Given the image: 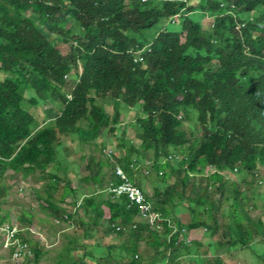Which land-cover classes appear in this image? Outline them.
Masks as SVG:
<instances>
[{"label":"trees","instance_id":"16d2710c","mask_svg":"<svg viewBox=\"0 0 264 264\" xmlns=\"http://www.w3.org/2000/svg\"><path fill=\"white\" fill-rule=\"evenodd\" d=\"M228 1L237 11L264 13V0ZM208 14L226 10L220 0H0L2 174H50L49 188L60 190L63 169L69 168L65 157L78 150L103 193L102 200L89 197L77 217L66 212L70 224L82 214L89 218L67 248L68 256L76 254L71 264H166L194 248L176 247L178 236L168 243L167 225L162 232L145 223L134 229L136 205L129 209L126 196L104 195L112 183L122 184L115 174L119 165L155 212L190 215L189 231L230 237L235 250L264 241V217H253L264 209V56L252 50V38L264 37V30L247 36L245 45L233 16L206 29L198 17ZM180 15L181 32L158 33ZM143 41L155 44L153 53L145 64L135 63L127 51ZM42 104L53 108L39 122L35 113ZM138 107L145 117L124 128L125 138L115 147L125 146L127 154L111 159L122 113ZM134 131L135 139L126 141ZM150 160L154 172L147 173ZM8 193L0 190V242L7 235L1 226L13 230L11 211L1 208ZM39 201L47 209L58 207L42 196ZM19 222L30 225L25 218ZM176 224L184 228L178 219ZM100 232L123 241L93 245L87 260L83 244ZM28 233L23 227L14 235L12 253L28 245L18 259L40 264L43 246L33 245Z\"/></svg>","mask_w":264,"mask_h":264},{"label":"crops","instance_id":"0c3cea01","mask_svg":"<svg viewBox=\"0 0 264 264\" xmlns=\"http://www.w3.org/2000/svg\"><path fill=\"white\" fill-rule=\"evenodd\" d=\"M70 158L71 159H69V161L73 164L67 161L69 167L72 168L68 173L69 181L74 183L73 180L80 177V179L83 178V183L87 185L85 186L86 191H84L85 187L82 191L76 190L73 186L70 188L69 191H72V193H78L77 198H75V196H73L70 192L64 194V189L61 188L60 190L55 191L53 188L50 189V180L46 176L43 177L38 171L30 173L27 177L22 176L23 178H20L23 186L27 187V192H30L34 198V202L30 198L29 203L32 202L33 204L31 205H33V207L35 204L36 210H26L25 208H21L22 210H20V214H17L18 217H14L10 214L9 220H15L20 223V219L25 218L27 222H30V225L23 227L28 230H36L43 233V238H39V236H31L29 233L27 234V237L32 240L33 245L37 243L43 246L44 254L40 264H71L72 261H74V258L77 259L76 254H73L71 257L67 255V248L70 245L68 241L71 238L73 239L75 233H79L82 227L81 222L84 224L89 223V218L86 214H82L83 217L75 220L73 224H70V222L67 221L68 219L63 214L64 211H67L68 214L72 213L73 216L72 208L75 207L79 201L83 204V201L87 197L94 195L96 191V185H93L89 182V180L87 181V177L82 175V164L77 161L75 154ZM13 175L14 172L10 171V173L8 172L5 177L13 178ZM17 176L20 177V175ZM33 177L36 179L37 183L31 188L29 183L32 182ZM40 196L56 204L58 206L57 209H45L44 205H40ZM99 199L102 200L100 196ZM39 205L43 208V210L39 208ZM10 210L13 213L14 210L12 208H10ZM70 210L71 212H69ZM24 211L29 215L25 216V214H23ZM106 214H108V209ZM181 219L185 224H189L192 221L189 215H181ZM101 229L102 228H100V230ZM220 237L221 235L205 233L204 231L200 233L191 232L189 241L190 244L187 246L190 245L194 248L190 253H181L179 259H177V264H264V241H262V239L252 242L251 245L247 247L241 246L239 249L235 250L233 248L234 245L230 244L232 242L230 237L226 238V241L221 240ZM61 241L63 242L62 245ZM111 241H115L113 236L105 238L101 232L95 235V237H90L89 241H85L83 244L88 247L89 253L86 254L87 260H91L92 258L91 247L93 245L96 246L98 243L102 247L115 245ZM11 253L12 252H7L9 257L12 256L13 253ZM7 261V258L4 261H1L0 258V264H6ZM22 264H33V261H25ZM88 264H91V262L88 261Z\"/></svg>","mask_w":264,"mask_h":264},{"label":"clouds","instance_id":"9594fccd","mask_svg":"<svg viewBox=\"0 0 264 264\" xmlns=\"http://www.w3.org/2000/svg\"><path fill=\"white\" fill-rule=\"evenodd\" d=\"M145 1H149V0H145ZM220 2H221V5L223 6V8H225L226 14L219 15V16H216V15L213 16V15L208 14L209 16L205 17V20H204V18L202 19L201 16L198 17L199 20L202 21V23L205 24V28L206 29H213L215 27V23L217 22L218 18H225L227 16H233L238 21V27H237L238 37H240V39L244 42L245 45H248L247 44V39H246L247 36H249L253 32H254V35H257L258 34V30H260V29L264 30V13L262 11H260L259 13H256V14L247 11L248 9L247 10H243V11H237V9H238L237 7L238 6L236 4H232L228 0H220ZM196 14H200L201 15L203 13L200 12V11H196ZM194 15H195V13H194ZM184 20H185V17L183 15L177 16L171 22H169V23L167 22L164 26L160 27V31L158 30V33L161 34L163 32V29H165V28L169 29V31H172V32H181L182 26L184 24ZM181 40H182V42H185V34L181 35ZM252 43H253V49L252 50L254 52V55L256 57L264 56V37H253L252 38ZM154 45L155 44L152 41L151 42L143 41V43H141V44L139 43L136 46L132 45L129 48V50L127 51V53H128L129 56L131 55L132 60L135 63L145 64L146 61L149 59V57L153 53V50H154V47H155ZM138 109L139 110L135 109V111H132L130 113H122V115L127 114V115H129V118H130V117H135L136 114L137 115L139 114V116L141 118L145 117L144 113H142V111H141L143 108L138 107ZM122 115H121L122 122H121L120 126L125 124L123 122ZM120 126L118 127L119 128L118 129V138L115 139V144L116 145L113 147L114 150L112 149L109 152V154H110L109 157L111 159H114L115 156L122 158V157H124L125 154H127L126 150H124V149H126L125 146L123 147V149H120L119 151L115 150V147L120 146L122 144V140L125 138V131H123V129ZM123 128H129V127L123 126ZM77 153L82 158L81 152H79L78 150L74 152V154H76V155H77ZM69 159H71V158L68 157V156L65 157V161L66 162L67 161L70 162ZM79 163H81V164L84 163V165H86V170L89 173V176L87 177V181L89 180V182H91L94 185V183L92 181V172L89 171V169L87 167V164L84 161H82V159H80ZM71 164H73V163H71ZM71 169H72L71 167H69V168L64 167V169H63L64 170V174H62V181H63L62 183H64V184L61 186V189H64V194H67L69 192L70 188H72V186H73V183L69 181V177H68V173H69V171ZM152 171H153V169H152ZM54 172L58 173V170H54ZM0 173L2 174L1 170H0ZM104 173H106V170L104 171ZM147 173H150V169L148 170ZM20 174H23V177H27L23 172L14 173L13 176L15 177V176L20 175ZM115 174H116L117 178H122L123 179L122 184L121 185H117V184L115 185V183H112V185L107 189V192H104V195L106 193L110 194L111 196H113L114 199H118L120 197L126 196L128 198V200H129V209L136 205V207L139 209L138 210L139 215H138V219L136 221V224L134 225V229L138 228V224L139 223H145L149 227H151L154 231L162 232L163 228H165V225H167V227L171 230V233L168 236V243L173 242L174 237L178 236V238L175 241V242H177L176 243V247H179L181 245L187 246L188 244H190L189 241H190V233H191V231L188 230V226L191 224V222L189 224L183 223V221L181 219V215L178 216V217L173 215V216H169L168 218H166V217L162 216L160 213L155 212L153 204L148 200V198L138 188V186H136L134 184L133 179L128 176L127 172L124 170V168L122 166H120V165L118 166V168L115 170ZM49 176H50V174L46 175L47 178ZM2 177L6 178L5 177V173L2 174ZM128 184L132 185V187L135 188V190L138 192V194L141 195L144 198L143 205H146V206L150 207V212H149L147 217L144 216V213H143V210H142L141 206L135 201V199L132 197L130 192L125 193V194H120L119 192H117V190H120V188L122 186L128 185ZM97 189L98 188L96 186V191H95L94 195H91V196L99 197L100 194H103V193L98 194ZM73 194L75 195V198L78 197V193L75 192ZM91 196H89V197H91ZM89 197H87L83 201V204H81L80 201L77 203V205H79L78 206L79 209H77L76 211L73 210L76 207L72 208L74 217H77V212H79V210L82 209L85 201L87 199H89ZM40 205H43V204H40ZM45 207L46 206L44 205V208ZM45 209H47V207ZM48 209H50V207ZM66 212L67 211H64L63 214L68 219V220L67 219L66 220L68 222H70L71 219H69V218L71 216H69V215L67 216ZM69 212H71V210ZM182 215H188V214L184 213ZM176 219H178L181 222V224L184 226V228H182V229L179 228V226L176 224ZM8 223H10L12 228H14V229L16 228L18 231H20L23 228V226H21V224L18 223L17 221H15V220L14 221L9 220ZM115 227H116L117 232H121L122 231V227H120L118 225L114 226V228ZM157 228H160V229L157 230ZM26 230H27V232H30L29 235H31V236H35V237L39 236V238H43V235H42L43 233H41L39 231L28 230V229H26ZM205 232L209 233V231L207 229H205ZM39 240H41V239H39ZM3 242H4L5 247H6L7 246V235L5 236V239L3 240ZM14 246H16V245H13V246L10 247V251L11 252H12V248ZM187 247H191V246L189 245ZM7 250H9V249H7ZM166 264H177V260L173 261V262L171 260H168ZM217 264H220V263H217Z\"/></svg>","mask_w":264,"mask_h":264},{"label":"rangeland","instance_id":"374dc122","mask_svg":"<svg viewBox=\"0 0 264 264\" xmlns=\"http://www.w3.org/2000/svg\"><path fill=\"white\" fill-rule=\"evenodd\" d=\"M151 32L154 34L156 32V28H154ZM71 84H72V82H71V80H69L68 83H67V86L69 87ZM55 107L57 109H60V108H62V104L60 102H57L55 104ZM50 108H53V106L51 104H42L39 107V109L35 113L38 116V118L40 119L39 122L43 120V118L45 117L46 111L48 109H50ZM122 108L126 109L127 107L123 106ZM136 110H139V109L136 108ZM122 117H123V122L125 124L120 126V127L123 129V131H124L123 126L129 127L130 129L134 128V124L138 121L139 118H141L139 116V114L138 115L136 114L135 117H130V118H129V115L124 114V115H122ZM194 131H196V134H197L196 136L199 137L201 133H199L195 129H194ZM135 134H136L135 131L132 132V134L130 136L131 138H126V141H133L135 139ZM126 146L131 147V145H128V144ZM88 152H90V151H88ZM75 157H76V159H78L77 161L80 162L81 157H80V155L78 153H77V155L75 154ZM153 164H154V161H152V160L145 162L144 171L150 169L151 172H154V171H152ZM85 168H86V165H84V163H82V175L84 177H88L89 173L86 171ZM22 176H23V174H20V177L19 176H15V177L13 176V178L12 177H8V178L3 179L2 174L0 173V180H1L0 190L1 189H8V192H9L8 196H7V199H6V201L4 203H2L1 208L3 209V211H11L10 208H12L14 211H13V213L11 212V214L14 217H18V215L20 214V210H22L21 208H23V209L25 208L26 210H36L35 204H34V207H33V205H31L33 203L32 202L29 203V199L31 198L33 200V202H34V198L30 194V192H27V190H28L27 187L23 186L22 180L20 179V178H23ZM82 179H80V177L79 178L77 177V178H75L73 180L74 181L73 187H75L76 190H81L82 191V189L85 186H87L86 184L83 183ZM168 181H172V180L170 178H168ZM36 183H37V181L33 177V180H32L31 183H29V185L32 188V187H34L36 185ZM84 191H86V187H85ZM69 192L72 193V191H69ZM90 192H92V191H90ZM73 196H75V195L73 194ZM39 208L43 210V208H41L40 205H39ZM102 208H104V207H102ZM104 210H107V209L104 208ZM253 217L255 219H257V220H259L260 218L264 217L263 205L260 206V209L257 212L254 211ZM104 223H106V221ZM159 229L160 228H157V230H159ZM113 238L115 240V241H111V242H113V244H119V243H121L123 241L121 239H118L115 235H113ZM71 239L68 241L69 243L73 242L74 236H73V239L72 240ZM62 243L63 242L61 241V245H62ZM7 249H9V250H7ZM7 252H9V253L11 252L10 248L9 247H5L4 242L1 241L0 242V258H1V261H4L6 258L8 259L6 264H22V263H24L26 261V260L24 261V259L16 258V256H14L12 253H11L12 256L10 255L11 257H9V254H7ZM81 255L82 256H84V255L86 256V252L82 251ZM67 262H68V260H67Z\"/></svg>","mask_w":264,"mask_h":264},{"label":"built area","instance_id":"2783aa9c","mask_svg":"<svg viewBox=\"0 0 264 264\" xmlns=\"http://www.w3.org/2000/svg\"><path fill=\"white\" fill-rule=\"evenodd\" d=\"M117 192H119L120 194H125V193H128L130 192L132 197L135 199V201L141 206L142 210H143V213H144V216L147 217L149 212H150V207L149 206H146V205H143L144 203V198L138 194V192L135 190V188L132 187V185H124L120 188V190H117ZM1 223V221H0ZM1 230L2 231H6L7 232V246L6 247H11L13 245H17L18 242H16L15 244L14 243V235L18 232V230L15 228H12L13 230H11V228L7 225L5 226H1ZM27 249L29 248L28 245H25L23 248H20L18 251V253L15 254L16 258H19L21 255L25 256L26 252L24 249ZM22 259V258H21Z\"/></svg>","mask_w":264,"mask_h":264}]
</instances>
